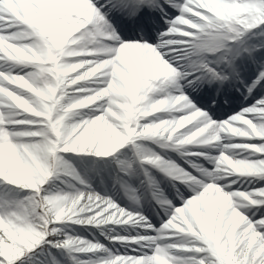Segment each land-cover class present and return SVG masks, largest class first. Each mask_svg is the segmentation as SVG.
<instances>
[{"label":"snow or ice","instance_id":"obj_1","mask_svg":"<svg viewBox=\"0 0 264 264\" xmlns=\"http://www.w3.org/2000/svg\"><path fill=\"white\" fill-rule=\"evenodd\" d=\"M0 264H264V0H0Z\"/></svg>","mask_w":264,"mask_h":264}]
</instances>
